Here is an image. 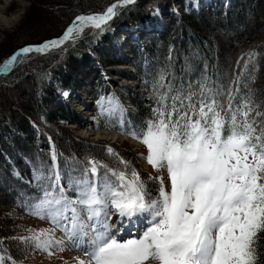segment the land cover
<instances>
[{
    "label": "snow or ice",
    "instance_id": "1",
    "mask_svg": "<svg viewBox=\"0 0 264 264\" xmlns=\"http://www.w3.org/2000/svg\"><path fill=\"white\" fill-rule=\"evenodd\" d=\"M135 3L115 0L102 13L75 15L61 35L16 49L0 64V74L11 73L29 54L66 51L86 29L103 32L120 7ZM260 55L250 49L234 66H222L218 58L210 65L197 48L177 76L170 49L167 62L152 76L150 115L137 124L124 119L127 109L118 97H98L105 123L93 116L95 127L138 140L146 148L141 156L157 174L141 177L111 145L102 147L117 164L91 154L83 160L72 155L64 157L62 169L58 156L63 154L52 144L51 164L39 157L29 161L27 183L35 190L15 197L19 207L52 227L27 228V236L12 237L21 255L51 256L70 242L84 253L75 264H260L264 100L251 86ZM13 175H19L15 169ZM149 182L155 184L154 196ZM125 222L142 231L118 238ZM0 264L20 262L5 248Z\"/></svg>",
    "mask_w": 264,
    "mask_h": 264
},
{
    "label": "trees",
    "instance_id": "2",
    "mask_svg": "<svg viewBox=\"0 0 264 264\" xmlns=\"http://www.w3.org/2000/svg\"><path fill=\"white\" fill-rule=\"evenodd\" d=\"M114 1L34 0L20 27L8 35L6 44L0 45V59L26 44L61 35L75 15L103 12ZM188 2L137 0L134 5L121 8L103 32L87 30L75 45L68 44L66 51L57 49L48 54H29L24 63L0 77V205L19 208L16 193L35 190L27 183L32 178L29 161L39 157L51 164L52 144L63 154L58 156L62 169L64 157L72 155L83 160L91 154L110 165L117 164L102 147L111 145L131 162L141 177L151 174L144 169L136 150L125 149L116 142L109 144L81 138L69 127L86 128L88 125L83 115L65 102L60 93L80 88L98 96L95 86L103 77L99 75L94 54L101 62L112 66L132 64L137 72L117 71L129 80H138V74L143 76L146 95L132 93L135 112L127 116L128 121L137 124L150 115L152 76L158 66L167 62L170 49L172 68L177 76L181 75L185 57H191L197 48L210 65L218 58L222 66L229 62L234 66L241 52L250 49L264 53V20L260 14L264 0H199L200 8L190 12L186 10ZM174 5H179L176 12L172 11ZM154 10L160 11L161 17H151L149 13ZM149 16L151 18L146 20ZM133 25L159 29L132 44V59L127 60L113 48L110 33ZM84 79L86 84H83ZM251 86L256 89V98L264 100V55L257 58V72ZM13 169L20 176L13 175ZM148 186L154 196L155 184L149 182ZM11 231L0 223V254L7 248L20 264H29L26 261L29 255H21L18 242L11 239L14 237ZM258 245L259 261L264 264V240L258 241Z\"/></svg>",
    "mask_w": 264,
    "mask_h": 264
},
{
    "label": "rangeland",
    "instance_id": "3",
    "mask_svg": "<svg viewBox=\"0 0 264 264\" xmlns=\"http://www.w3.org/2000/svg\"><path fill=\"white\" fill-rule=\"evenodd\" d=\"M33 5H34V0H0V45H4L7 43L6 41L8 40V37H9L8 35L13 33L15 30H17L18 27H20L25 17L27 16V13L31 10ZM25 6H26V10H25ZM124 7L126 6H123L121 8H124ZM175 7H177V5H174L172 9H174ZM186 10L191 11V8L189 9L187 8ZM21 13L23 14L20 15ZM82 14H87V13H82ZM260 14L262 16V20H264V7L260 11ZM151 17L150 16L147 17L146 20H148V18H151ZM145 23L147 24V21ZM87 30L89 29L85 30V32L76 40L75 44L81 37H83V35L87 32ZM148 32L155 33V31H148ZM224 41L226 42V40ZM68 44H71L70 46L75 45L70 42ZM120 45H122V48H126V49L128 48L126 41L121 42ZM125 53H127V51ZM9 56L10 55H5L4 57H2L0 59V63L4 58H8ZM129 57L131 58L130 54H129ZM129 57L128 59H130ZM94 58L96 59L95 63L99 67V71L101 72L99 73V75L103 77L102 82L99 83V85L95 86L96 88L95 91L99 94L98 97L107 96L109 93H111L113 96L119 98V100L123 103L126 109L128 108L132 109V107L130 106L131 104L127 102L129 100H126V97H127L126 93L129 92V90L137 91L138 88H136L134 85H131L130 88L125 86L126 83H128V79H126V77L122 76L120 73L115 71V70H119V71L126 70V69L121 68L122 66H125V65L121 64L117 66H112V65L107 64V62L105 61L101 62L99 56H94ZM93 63L94 62L90 64L93 65ZM99 82H100V79H99ZM86 83H87V80L84 79L83 84H86ZM130 83H134V82H130ZM66 92H68L69 95L67 97H64L63 100L70 101V105L72 107L74 106L77 109L79 108V113L85 114L86 118L84 122L86 125H88L86 128H82L77 125H69V127H71V129L74 131L75 135L81 138L91 140V141H96V142L105 141L109 144L116 142L120 145V147H123L125 149H131L134 151L136 150L137 154H139L140 162L141 161L143 162V160L145 162L143 165L144 169H146L147 171L149 170L153 176L157 174L155 169L150 168L147 165L146 159H144L141 156V153L146 155V148L138 140L133 139L130 136H126L124 133L118 130H113L111 127H100L98 129L95 127V122L91 119L93 116L97 117V120L101 125L105 123V117L100 116L98 114V106L96 104V101L98 98L94 100L91 96H89L90 98L88 97L87 99L86 96L90 94L87 92H84V94L81 95V97H78V95L80 94V91L75 92V94H74V90H68ZM63 93H60L61 97L64 96ZM77 98H84L85 100L89 102L93 101L91 103L92 108L84 109L81 104L75 103L76 100L74 101V99H77ZM127 116H128V113L126 112L124 116V119L126 121H128ZM89 125H93V126L89 127ZM113 135H115V137H113ZM31 176H32V173H31ZM165 183L166 185L168 183L166 174H165ZM0 223L6 229L12 230L11 232H13L14 237L27 236L29 234L27 231H25V229L27 228L40 229V228H51L52 227L49 221L36 218L30 215L28 212H26L23 208L21 207L16 208L15 206L5 207V206L0 205ZM117 226L118 225L114 224L113 228L115 229V227ZM124 228H125V225H124ZM140 231H142V226L140 227V230H138V228L136 229V228L131 227L129 231H127L126 233H123L124 231L119 233L118 238L120 237L131 238V236L133 235L138 236ZM56 235L62 236L63 233L59 229H57ZM81 254H82L81 250L73 247L70 242H67V248L63 252L56 251L51 256L47 255L44 252H37L35 254L29 255L26 261L29 264H68L74 261L75 258L77 257L79 258L84 257V254L82 255Z\"/></svg>",
    "mask_w": 264,
    "mask_h": 264
},
{
    "label": "bare ground",
    "instance_id": "4",
    "mask_svg": "<svg viewBox=\"0 0 264 264\" xmlns=\"http://www.w3.org/2000/svg\"><path fill=\"white\" fill-rule=\"evenodd\" d=\"M125 31H127V28H124V29H121V28H119V29H117V30H115V31H113L111 34H110V36H114V38H117V37H120V36H122L120 33H124ZM94 56H97V55H93V57ZM5 59H7V58H4L2 61H1V63L0 64H2L3 63V61L5 60ZM95 59V58H94ZM70 90H74V94H75V92H77V91H80V88H74V89H70ZM66 91H68V90H66ZM79 93V92H78ZM75 98V97H74ZM76 99H74V101H75ZM110 135V134H109ZM109 137V136H108ZM113 137H115V135H113ZM125 225H126V227H125V230H124V232H127V230L131 227V225H129V224H127V222H125ZM141 227V226H140ZM140 227L138 228L139 230H140ZM82 254H84L83 252H82ZM81 254V255H82ZM81 258V257H80ZM82 258H84V257H82ZM68 264H75V260L74 261H72V262H70V263H68Z\"/></svg>",
    "mask_w": 264,
    "mask_h": 264
},
{
    "label": "water",
    "instance_id": "5",
    "mask_svg": "<svg viewBox=\"0 0 264 264\" xmlns=\"http://www.w3.org/2000/svg\"><path fill=\"white\" fill-rule=\"evenodd\" d=\"M113 3H115V1H114ZM120 8H121V7H120ZM120 8H119V9H120ZM119 9H118V11H119ZM96 13H102V12H96ZM113 18H114V17H113ZM113 18H112V19H113ZM112 19H111V20H112ZM111 20H110V21H111ZM110 21H109V22H110ZM109 22H108V23H109ZM54 38H55V37H54ZM1 76H3V75L0 74V77H1Z\"/></svg>",
    "mask_w": 264,
    "mask_h": 264
}]
</instances>
